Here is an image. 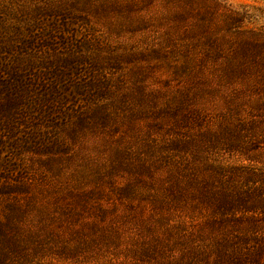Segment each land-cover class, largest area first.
I'll use <instances>...</instances> for the list:
<instances>
[{"label":"rangeland","instance_id":"374dc122","mask_svg":"<svg viewBox=\"0 0 264 264\" xmlns=\"http://www.w3.org/2000/svg\"><path fill=\"white\" fill-rule=\"evenodd\" d=\"M0 264H264V0H0Z\"/></svg>","mask_w":264,"mask_h":264}]
</instances>
